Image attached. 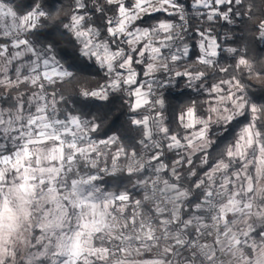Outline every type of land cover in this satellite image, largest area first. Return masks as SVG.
I'll return each instance as SVG.
<instances>
[{
    "label": "snow or ice",
    "instance_id": "6c2138e0",
    "mask_svg": "<svg viewBox=\"0 0 264 264\" xmlns=\"http://www.w3.org/2000/svg\"><path fill=\"white\" fill-rule=\"evenodd\" d=\"M247 2L193 0L190 7L203 9L198 14L207 22L233 23L237 18L250 20L255 15L246 7ZM73 5L75 11L64 18L67 22L52 26L61 38H71L75 55L85 63L90 62L98 73L103 72L106 81L99 90L79 93L84 97L80 103L110 104L114 97L122 102L126 98L128 131L143 130L142 138L136 140L129 153L122 136L96 138L102 134L107 113L93 117L91 112L63 111L60 105L67 101L55 87L74 77L69 71L72 65L66 68L52 54L57 41L43 43L32 39L38 29L50 22V13L36 0L21 14L7 0H0V19L5 20L0 25V37L7 40L0 43V140L10 144L9 147L0 143V213L7 225L4 230L9 234L17 231L25 222L26 210L37 208L41 197L56 204L54 213L44 208L35 213L44 218V223L33 226L28 254L19 259V264H108L113 256H120L116 264H127L126 253L132 243L137 245V254H142L141 247L160 246V236L150 223L160 226L159 232L170 241V246L163 249V256L146 259L144 264H197L198 260L202 264L205 261L215 264L217 252L231 247L233 241L237 247L250 248L248 240L255 231L251 226L242 239L230 238L227 229L231 218L245 215L251 203L240 202L225 210L217 209L214 202L228 188L236 187V181L241 182L240 187L251 184L246 187V194H255L256 177H264V104L250 99L245 83L236 75L209 85L203 81L211 73L228 72L227 68H217L216 58L223 51L233 54L235 69L242 73L246 70L247 75L256 79L264 77V61L250 59L246 48H222L218 38L212 36L211 28L192 27L184 5L178 0H160L157 6H153L152 0H127V4L126 0H91L90 7L88 0H73ZM158 12L178 16V22L162 20L142 26L147 23L146 18ZM18 18L19 25L15 23ZM253 29L252 39L258 35L264 41V19L254 24ZM189 30L192 36L200 37L198 45L193 41L199 49L194 63L203 65V71L176 70L182 58H190ZM185 78L186 90L196 88L207 92L209 98L203 105L193 102L187 107L178 118L183 133H173L164 115L166 96L161 93L173 85L180 87ZM9 101L15 112L6 107ZM145 111L149 114L145 115ZM151 121L159 124L158 132H152ZM243 121L247 123L240 128L239 135L221 147ZM50 144L70 153L63 157L67 162L66 167L61 165L64 172L71 168L74 157L91 161L89 167L94 168L92 158L101 154L100 146L117 149L113 161L126 159L129 154L137 156L138 149L147 152L149 159L137 170H125L128 178L138 177L131 189L104 192L95 186L100 176L90 175L87 179L73 180L68 190L61 168L45 167L56 163L52 159L55 149L33 152ZM29 152L31 159H23ZM166 156L172 157L168 163ZM250 168L255 170L254 175H249ZM115 174L114 168L110 175ZM161 175L167 177L162 183L152 179ZM65 191L67 195L56 198V193ZM134 193L141 198L133 199ZM150 199L154 201L150 211L155 220L146 226L133 212L114 233L109 218L114 221L115 217L109 206L124 212L143 208ZM97 200L103 201L99 211ZM65 206L71 207L77 221L74 228L67 230L61 216ZM210 220L224 229L223 239L217 235L211 244L206 239L210 235L206 231ZM84 221H94V231L86 230ZM129 225L134 232L127 231ZM172 229L175 231L169 236ZM90 236L92 245L87 243ZM15 257V251L9 253L8 241L0 234V264H12ZM250 264H264V251Z\"/></svg>",
    "mask_w": 264,
    "mask_h": 264
},
{
    "label": "trees",
    "instance_id": "16d2710c",
    "mask_svg": "<svg viewBox=\"0 0 264 264\" xmlns=\"http://www.w3.org/2000/svg\"><path fill=\"white\" fill-rule=\"evenodd\" d=\"M7 2L13 6L14 10L18 11V14L25 13L33 4V0H7ZM132 2H134V0H132ZM178 2L183 4L188 12L190 25L194 28L202 30L211 28L212 36L218 38V42L222 48L236 47L241 50L246 48L250 59H253L254 61H264V41H260L258 35L255 39H252L254 35L253 25L264 19V0H248L246 7L250 8L255 15H253L250 20L237 18L233 23H227L223 20L207 22L198 14V11H203V9L197 10L190 7L193 0H178ZM36 3L42 4L43 10L50 13L51 19L48 24L37 30V35L33 36L32 39L39 40L43 43L57 41L54 45V52L52 54L55 55L60 64L64 65L66 68L69 65H72V67L69 68V71L74 73L73 78L66 79L65 82L58 83L55 87V90L59 92L60 95H62L67 101L66 104L62 103L60 108L63 111H72L75 109L77 114H79V112H91L93 117L107 113L101 129L102 134L96 138L107 139L108 136L112 135L122 136V143L125 148L129 149L130 152V149L135 146L134 143L136 140L142 138L143 130L128 131V121L130 116L126 98L122 102L120 98L114 97L112 98L110 104L98 101H89L85 106L80 103L84 97L78 95L79 93L83 91L99 90V87L104 85L106 81L104 79L105 74L103 72L98 73L97 68L90 62L85 63L75 55L74 45L71 42V38L67 36L61 38L60 32L52 26V24L56 22H67L64 18L75 11L73 0H36ZM88 5L89 7L91 6V0H88ZM108 15L111 16V13H108ZM146 19L147 23L142 25L144 27L157 24L162 20H170L171 22L176 23L177 17H169L167 13L158 12L151 14L150 18ZM188 36L191 37V39L187 40L190 48V58H182L176 70L183 71L185 68H188L189 70L195 68L196 70L203 71L205 70L203 65L194 63L199 55V49L198 46L193 45V41H195L196 45H198L200 37L198 35L192 36L191 30H189ZM216 59L218 61L217 68H227L228 72L211 73L208 78L203 81V84L209 85L219 83L221 80L229 79L230 76L236 75L237 77L242 78L245 83L250 99L257 104H264V77L256 79L255 76L251 77L247 75L246 70L242 73L239 69H235L234 65L236 60L233 59V54L226 51L221 52ZM185 83L186 78L184 81H181L180 87L173 85L170 90L165 89L162 91V94L166 96L167 104V110L164 115L166 120L169 122L167 126L170 127L173 133H183V129L179 124L178 118L182 112L186 111L187 107L191 106L193 102H195L198 106L203 105L205 100L209 98L207 92H200L196 88L186 90ZM23 90L24 89H20L19 91ZM49 91L51 92L53 89H49ZM13 94L15 95L16 93ZM11 104L12 102L9 101L7 106L11 107ZM52 117L55 118L54 115ZM246 123L247 121H243V123L229 135L228 139L221 144V147L233 142L234 138L239 135L240 128H242ZM137 131L140 132V135H137ZM106 147H108V150L106 149V156L107 161H109L113 155L117 154V149L112 146ZM120 155L123 157L124 153L121 152ZM97 156H95V158ZM171 159V156H166L165 162L168 163ZM93 160L95 161L94 168L89 167V163L91 162L84 161L80 157H75L70 177L87 178L90 175H97L100 161L94 159V157ZM98 176H100L103 182L98 180L96 183L106 192L131 189L133 182L138 179L137 176L128 178L123 172H117L115 175H107L99 172ZM161 177L162 179L167 178L163 175H161ZM140 198L141 197L139 195H136L135 193L133 194V199ZM152 206V200L150 199L143 208L138 207L133 210L125 211V218L127 219L128 216L132 215L134 212L137 214L139 220L145 214L151 212L150 208ZM155 219L156 218L153 220ZM158 226L159 225L157 223H152L150 227ZM262 232L263 229L259 228L255 230L253 234L262 240L264 238L261 235ZM257 233H259V235H257Z\"/></svg>",
    "mask_w": 264,
    "mask_h": 264
},
{
    "label": "rangeland",
    "instance_id": "374dc122",
    "mask_svg": "<svg viewBox=\"0 0 264 264\" xmlns=\"http://www.w3.org/2000/svg\"><path fill=\"white\" fill-rule=\"evenodd\" d=\"M160 3L158 2H153V6H157ZM187 12V11H186ZM188 16V12L186 13ZM170 21V20H168ZM171 22V21H170ZM178 22V16L177 20ZM5 23V20L0 19V25H3ZM15 23L18 25L21 23V19L18 18ZM0 43H7V40L3 37H0ZM162 94V93H161ZM9 110L15 112V109L9 106ZM149 112H145V115H148ZM53 118V117H51ZM54 119V118H53ZM47 139V137H45ZM0 143H4L7 146L10 147V144L8 141L5 140H0ZM108 147L106 146H100L98 151L101 150L102 152V157L101 155H98L94 159L100 161V165L98 166V173L102 172L101 168L103 164H108L111 165L113 162V157L116 156L117 154L113 155L109 161H107V154H106V149ZM52 149H55V151L52 153V159L56 161L55 164L49 163L45 167L47 169L51 168H61V165H64L65 167L67 166V162L63 160V157L66 155H70V153L62 148V147H57L54 144H50L47 147H40L38 149H33V152L39 151L41 153L51 151ZM108 150V149H107ZM130 153V152H129ZM32 152L27 153L23 159H31ZM121 156V155H120ZM74 159L71 163V168L67 171L64 172V169L61 168V171L64 172V175L66 176L67 184L69 185L68 190H70V184L73 180H79L81 178H72L70 177V172L73 167ZM93 160V158H92ZM126 159H120L118 160L119 162L123 163L125 162ZM123 161V162H122ZM91 162V161H89ZM97 162V161H96ZM21 165L23 164V160L19 162ZM102 163V164H101ZM124 173V172H123ZM125 174V173H124ZM255 170L250 168L249 169V175H254ZM88 178V177H87ZM84 178V179H87ZM162 177H161V183H162ZM240 181H236V187H231L228 188L226 191L222 193V196L219 198L218 202V209H230L233 206H238L240 202L243 203H251L252 207L250 209L246 210V214L243 216H237L231 218V222L228 225V235L230 238H238L242 239V234L244 232H247L249 230V226H251L254 230H257L259 228L263 229V237H264V177L257 176L256 177V183H255V188L256 192L255 194H246V187H251V184L245 185V187H240ZM95 186L99 189L104 191L96 182ZM106 192V191H104ZM239 192V196H232L231 193ZM60 195H67V191L64 193H56L55 196L58 199ZM63 203V202H61ZM103 203L101 200L95 201L97 211L100 209V205ZM47 206V207H45ZM119 207V206H118ZM40 208H44L45 211H51L55 212L56 210V204L52 203L51 199L48 197H41L39 201V205L37 208L31 209V210H26V217H25V222L20 225L17 229V231H14L12 233L6 232L4 229L7 227V225L4 223L3 220V213H0V234L3 235V239L8 241V248H9V253H11L13 250L16 253V257L13 260L12 264H19V259L23 257L24 255L28 254V244L31 242V238L34 235L33 232V226H39V224L44 223V218L41 216H37L35 213L39 211ZM110 212L113 213V216L115 217V220L113 221L111 217L109 218V221L112 223V227L114 230V233L118 232L119 229L124 225L126 222L125 218V211L120 212L113 210L111 206H109L108 209ZM79 211V210H77ZM86 211L91 212V209H86ZM62 216V225L65 230H67L69 227H75L76 224V216L72 213V209L70 206H65V212L61 213ZM143 218V217H142ZM140 220V219H139ZM85 223V228L89 232L94 231V221H84ZM222 223V222H220ZM208 227H209V222H208ZM207 227V232L210 233L209 236L206 237L208 240V243H212V240L217 236L221 235V233L224 231L219 226V223L217 222V231L216 233H213L211 231H208ZM154 229L157 234H161L159 232L158 227H151ZM51 236L52 234L49 233ZM170 235V232H169ZM221 239H223V236L221 235ZM54 243V240L52 241ZM87 243L89 245H92L93 240L91 236L88 238ZM248 243L251 245V247H244V246H235V243L233 241V244L231 247L225 246L221 248L217 252V258L216 260L220 262V264H250V262H254L256 256L261 252L264 251V238L261 240L259 239L255 234L252 233V235L249 237ZM170 244H162L160 243L159 247H152V248H141L140 251L142 254H137L135 251L136 247H128L127 250V264H144L146 259H151L152 257H161L163 256V249L165 247H169ZM120 258V256H113L109 261L108 264H116V261Z\"/></svg>",
    "mask_w": 264,
    "mask_h": 264
},
{
    "label": "built area",
    "instance_id": "2783aa9c",
    "mask_svg": "<svg viewBox=\"0 0 264 264\" xmlns=\"http://www.w3.org/2000/svg\"><path fill=\"white\" fill-rule=\"evenodd\" d=\"M185 11H186V9H185ZM150 123L152 124V132L153 133L158 132V130H159V124L157 122H155V121H151ZM156 138H158V137H154V139H156ZM99 152L101 153L100 155L102 157L101 150ZM148 159H149V156H148L147 152H145L143 149H139L137 156H132L131 154H129L128 157H127V161L125 160V162H123V163H121L119 161H113L111 163V165H108L107 163L106 164H103V166L101 168V171H102L103 174L109 175L113 171V169L115 168L117 170V172H124L126 174V172H125L126 169L132 168L134 170H137L140 165H143V164L147 163ZM152 179L153 180H157L158 182L161 183V176H159V177H152ZM219 198L220 197H218L217 198V201L214 202L215 203V207L217 209H218ZM152 204H154V201H152ZM213 215H215V213H213ZM154 218H156V217H154L153 214L151 212H149V213L145 214L143 216V218H141V219H142V221L147 226L149 224V222H151ZM151 224L152 223H150V226H151ZM217 229H218V227H217V221L210 220L209 221L208 231H211L213 233H216ZM127 231L131 233V232H134L135 230L129 225ZM174 231H175V229L170 230V235L169 236H171L172 235V232H174ZM157 235L160 236L159 243H162L164 245L170 244V241L169 240L163 238V234H159L158 233ZM128 247H137V245L135 243H132ZM141 248H145V247H141ZM197 264H202V262L198 260L197 261ZM203 264H206V261L203 262ZM215 264H220V262L216 260L215 261Z\"/></svg>",
    "mask_w": 264,
    "mask_h": 264
},
{
    "label": "crops",
    "instance_id": "0c3cea01",
    "mask_svg": "<svg viewBox=\"0 0 264 264\" xmlns=\"http://www.w3.org/2000/svg\"><path fill=\"white\" fill-rule=\"evenodd\" d=\"M158 1H160V0H152V3L153 2H158ZM160 38H163V37H160ZM162 182H163V180H162ZM262 235H263V233H262ZM209 244H211V243H209Z\"/></svg>",
    "mask_w": 264,
    "mask_h": 264
}]
</instances>
